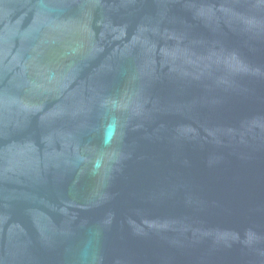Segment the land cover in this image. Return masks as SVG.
<instances>
[{
	"label": "water",
	"instance_id": "water-1",
	"mask_svg": "<svg viewBox=\"0 0 264 264\" xmlns=\"http://www.w3.org/2000/svg\"><path fill=\"white\" fill-rule=\"evenodd\" d=\"M0 264H264V0H0Z\"/></svg>",
	"mask_w": 264,
	"mask_h": 264
}]
</instances>
